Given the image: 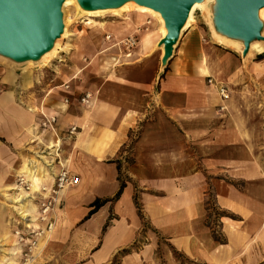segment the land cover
<instances>
[{
	"label": "crops",
	"instance_id": "1",
	"mask_svg": "<svg viewBox=\"0 0 264 264\" xmlns=\"http://www.w3.org/2000/svg\"><path fill=\"white\" fill-rule=\"evenodd\" d=\"M197 12L167 62L151 53L153 42L142 47L152 20L124 34L140 30L129 58L115 46L123 35L107 33L90 84L86 69L79 82L59 67L40 90L47 68L0 55V189L40 157L54 159L50 172L79 179L60 192L52 228L40 227L42 247L23 259L17 245L14 264H264V163L253 130L261 102L242 100L247 66ZM253 66L262 81L264 59ZM209 79L228 89L227 101ZM74 87L91 93L90 105ZM42 115L56 117L53 130L39 129ZM210 190L215 227L205 207Z\"/></svg>",
	"mask_w": 264,
	"mask_h": 264
},
{
	"label": "water",
	"instance_id": "2",
	"mask_svg": "<svg viewBox=\"0 0 264 264\" xmlns=\"http://www.w3.org/2000/svg\"><path fill=\"white\" fill-rule=\"evenodd\" d=\"M126 0H77L85 10L119 7ZM160 13L167 35L162 39L163 62L173 54L191 6L200 0H133ZM214 26L218 32L241 39L243 54L260 36L256 13L264 0H218ZM63 0H0V55L16 62L37 61L63 31Z\"/></svg>",
	"mask_w": 264,
	"mask_h": 264
},
{
	"label": "rangeland",
	"instance_id": "3",
	"mask_svg": "<svg viewBox=\"0 0 264 264\" xmlns=\"http://www.w3.org/2000/svg\"><path fill=\"white\" fill-rule=\"evenodd\" d=\"M81 9H83L81 7ZM215 8H214V1L213 3H209L205 6L203 10L199 9L198 14L204 15V18L206 19L209 27L211 28L214 26V19H215ZM195 13V12H194ZM126 13H124L122 16H114L111 13H102L95 17H89L93 24L92 26L88 27L86 26V19L84 15L81 14V12H77L74 7L69 6L62 12V20L64 21V18L68 20L67 22V34L65 37H63L60 42L58 49L56 53L52 56H50L48 59L44 61H40L41 59L34 61L33 63L28 64L29 66L36 64L40 67H45L49 70L48 75L46 73H42L39 75L38 80L40 82V90L42 83H47L48 79H52V76L58 75L59 73V67H64L63 69L71 68L72 71L77 74L79 73V69H86V74L89 76L87 83H94V75L95 72L98 71L99 66L103 63L97 62V59L100 56V50L102 48V41L103 38L106 36H109L107 33L103 32L100 29V24H110V23H117L121 22L124 17H126ZM148 20H152V27H150L148 33H153V46L151 47V53L158 52V47H156V41L159 39V32L155 34V31L153 30V26L155 25L156 20L151 18L150 16H147ZM258 22L261 26L264 28V22L263 20H259ZM149 28V27H147ZM260 29V30H261ZM147 30V29H146ZM264 31V29H262ZM260 31V36L264 39V33L263 31ZM132 33V32H131ZM130 33V34H131ZM146 33V34H148ZM218 33L217 30H215V34ZM106 34V35H105ZM129 34V35H130ZM213 35V33H212ZM127 35H123V38ZM141 38V37H140ZM213 38L216 40V38L213 35ZM121 39V40H122ZM241 40V39H240ZM155 42V43H154ZM218 42V41H217ZM253 43H257L256 47L253 48L250 53L243 54V51H239L237 48L228 47L226 45H222L225 49L229 51H233L234 53H238L240 57L243 59L244 64L247 66V83L245 86V89L242 93V100H245L246 102H251L253 100H257V102H261V105L257 107V119L251 124L255 125L254 129L257 132V141L259 143V152L262 157V161L264 163V79L260 81V75L256 72L253 73L251 69L255 66H253L254 62L257 61V58L259 57V53H261L264 49V40L257 41L253 40ZM219 43V42H218ZM243 45V42H242ZM244 46H242L243 48ZM260 49H262L261 52ZM38 62V63H37ZM82 65V66H81ZM81 66V67H80ZM257 67V66H256ZM255 67V68H256ZM257 69V68H256ZM54 71V72H53ZM84 71V72H85ZM257 76V78L255 77ZM79 79V82H83L84 74H79L75 80ZM75 82V81H73ZM78 82V81H77ZM67 83V82H66ZM69 83V81H68ZM69 85H71L69 83ZM77 92H79V95L81 93H84L85 90L81 89H75ZM88 90V89H87ZM86 93V92H85ZM94 94V93H93ZM81 98V96H80ZM250 105L247 104V113H250ZM260 141V142H259ZM52 165V164H51ZM69 175L74 176L70 171ZM60 171H56V177ZM38 177L39 175L36 174ZM41 177V176H40ZM18 177L12 182V185L16 187ZM52 186V184H51ZM50 187V186H49ZM50 189V188H49ZM2 189H0V228L1 225L4 228L3 232L0 231V264L2 261L8 257V250L12 248L13 241H17V238L15 237L14 233L15 231H29L26 230V225L30 224L27 220H23L20 216L19 207L21 204L16 202L17 195L20 193L19 191H11V192H1ZM30 195L29 199L33 198L32 202L35 204L39 210V203L41 200V196L37 197L35 194L34 196L31 195V192L29 191L27 193ZM206 210L207 214L209 215L208 224L210 226H215V219L213 216L215 215L216 208L214 207V201L213 196L211 193V190L208 192V199L206 201ZM215 211V212H214ZM146 225V224H145ZM42 223L40 220H37L33 226L30 227L31 230H36L37 228L42 227ZM43 236L39 238L38 240V247H42L43 245ZM38 252V249L33 252L32 256L35 255V253ZM43 252V250H40V254ZM10 264H14L11 262Z\"/></svg>",
	"mask_w": 264,
	"mask_h": 264
},
{
	"label": "bare ground",
	"instance_id": "4",
	"mask_svg": "<svg viewBox=\"0 0 264 264\" xmlns=\"http://www.w3.org/2000/svg\"><path fill=\"white\" fill-rule=\"evenodd\" d=\"M213 1H214V8L216 10V7L219 8L218 0H200L196 3H194L189 10L188 17H187L186 23L184 24L183 29H185L188 25H190V23L193 20V14L196 10H199V9L203 10L207 4L213 3ZM69 6L74 7V9L77 12L80 11L82 15L87 17V19L85 20L86 21L85 25L86 26L88 25V27L92 26V24H93L92 20L89 17H95V16L102 14V13H111L114 16H119V15L122 16L124 13H126L127 16L124 17L121 22L110 23V24H106V25H104L102 23L99 25L100 29L103 32L109 33V34H112L115 36H122L124 34H127L131 30H133L136 26L143 25V24H149L150 22L149 21L146 22V18H147V16H150L151 18L155 19L160 25V28H159L160 37H159L158 41H156V47H158L159 56L164 57V47L160 43H161L162 39H164V37L167 35V28H166V25H165L163 18L161 17L160 13H158L157 11H154L148 7L139 5L133 0H126L125 2H123V4H121L119 7H116V8L95 9V10L81 9L77 0H63L61 11L63 12ZM256 17H257V20L261 19L264 22V8L257 10ZM67 21L68 20H66V18H64L63 31H62L61 36L58 38V40H56L53 43L50 50L47 51L44 55H42L39 58V59H41L40 61H44L56 53L60 40L63 37H65V35L67 34V30H66L67 23H68ZM260 28H261V26H260ZM262 29H264L263 25H262ZM215 30H216V28H214L212 26L211 31H212L214 37L216 38V40L220 44L226 45L228 47L237 48L239 51L244 50V47L242 48V46H243L242 40H240L236 37L229 36V35L224 34V33L222 34L221 32H218L215 34ZM263 33H264V31H263ZM257 43L258 42H256V43H253L252 41L250 42L248 52H247L248 54L250 53V51L253 48L256 47ZM151 44H152V33L145 34L143 36V39H142V47L146 48L148 46H151ZM261 51H262V49H260L259 52H261ZM33 62L34 61H26L25 63L30 64ZM47 145L50 148H53V147L58 148L59 147V144H55V142H49ZM55 156H56V158L58 157V155H56V154H55ZM40 159H41V161L29 159L26 162H23L22 167L18 171V174L20 176L24 177L26 183H29V188L31 190L32 196H34L35 194L41 195L42 189L49 190V186H47V185H49L50 183H54V176L56 175L55 170H52L51 172L49 170V168H51V164L53 163L54 159L50 160V161L46 160L44 157H40ZM35 167L37 168V171L41 177H38L37 175H35V170H34ZM52 176H53V179H52ZM42 184H45L44 185L45 187H43ZM14 186L12 184H8L2 188L1 192H11V191H19L20 192L17 195V199H16V202L21 204L18 211H20L19 214L23 220H27L28 222L31 223V225H26L27 228L31 227V226H33V224L38 219V216H39L38 208L35 204H33V202H32L33 198L29 199L30 195H28L17 184H16V187H14ZM12 246L13 247L10 250H8L7 255L9 258L8 257L5 258L1 264H10L12 262V260L14 259L15 255L18 253L16 251V248H15L17 246L15 241H13Z\"/></svg>",
	"mask_w": 264,
	"mask_h": 264
},
{
	"label": "built area",
	"instance_id": "5",
	"mask_svg": "<svg viewBox=\"0 0 264 264\" xmlns=\"http://www.w3.org/2000/svg\"><path fill=\"white\" fill-rule=\"evenodd\" d=\"M140 33V30H137L132 35L117 41L115 46L118 47L125 58H129L132 52L136 49L138 45V37L137 35ZM111 38L109 36L105 37L106 41H109ZM208 84L215 87L220 99L222 101H227L229 99V91L228 89L221 84L215 83L212 79L208 80ZM65 89H68V85L63 86ZM93 100V96L90 92L84 93L79 102L81 105H90L91 101ZM67 103V100L64 101ZM222 109V108H221ZM56 123V117L54 116H45L42 115L41 122L39 123L40 130L46 129H54ZM76 132V127H71L68 134L73 135ZM79 182L78 177L70 176L69 173L63 169L60 173L54 177V183L49 190L42 189V194L37 195V197L41 196V200L39 203V210H38V219L45 226V229L49 231L52 228V222L50 221L49 215L52 213L55 205L58 202L60 192L67 187L68 185H77ZM17 185L21 187L26 193L29 191V183H26L23 176L18 175ZM27 225H31L27 224ZM27 227V226H26ZM29 231H15L14 235L17 238V245L24 244V253L23 259H29L32 255L33 250L37 246L39 238L43 235V230L37 228L36 230H31L30 227L26 228Z\"/></svg>",
	"mask_w": 264,
	"mask_h": 264
},
{
	"label": "trees",
	"instance_id": "6",
	"mask_svg": "<svg viewBox=\"0 0 264 264\" xmlns=\"http://www.w3.org/2000/svg\"><path fill=\"white\" fill-rule=\"evenodd\" d=\"M264 59V54L263 55H260L258 58H257V61H261V60H263ZM118 171H120V168L118 167ZM123 186H124V184L123 183H121V186H120V189H119V191H118V193L116 194V197H118L119 196V194L121 193V190H122V188H123ZM134 202H135V205H136V208H137V210H138V214H139V216H140V218L142 219V220H144L143 219V216H142V214H141V211H140V208H139V205H138V203H137V199H136V197H135V199H134ZM102 205V203L100 202V201H96L93 205H92V212H95L100 206ZM215 212V211H214ZM219 213H217V212H215V218L217 217V215H218ZM215 227V226H214ZM146 228V225H144V229ZM215 236V239L217 240V239H219L216 235H214Z\"/></svg>",
	"mask_w": 264,
	"mask_h": 264
}]
</instances>
